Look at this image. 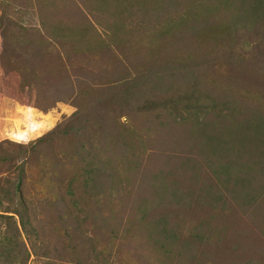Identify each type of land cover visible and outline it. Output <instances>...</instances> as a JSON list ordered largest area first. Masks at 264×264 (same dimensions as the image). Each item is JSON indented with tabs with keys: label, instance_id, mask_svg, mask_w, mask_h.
Returning a JSON list of instances; mask_svg holds the SVG:
<instances>
[{
	"label": "rangeland",
	"instance_id": "374dc122",
	"mask_svg": "<svg viewBox=\"0 0 264 264\" xmlns=\"http://www.w3.org/2000/svg\"><path fill=\"white\" fill-rule=\"evenodd\" d=\"M223 3L230 4L224 8ZM254 9L262 13L264 3L0 0V235H11L13 243L11 253L0 251L4 264H45L42 256L33 254L40 243L48 249L61 246V253L51 252L53 260L48 264H104L107 258L106 264H214L211 253L224 237L221 225L247 229L241 222L249 216L243 209L249 206L251 186L246 191L244 184L230 177L238 170L233 168L226 181L210 173L214 189L228 192L221 194L224 202L217 206L212 201L195 210L187 204L180 211L175 199L157 197L152 202L148 197L152 198L155 186L158 192L160 185L169 186V175L176 170L185 174V166L180 165L186 160L198 158L196 148L187 151L179 140L187 135L189 123L197 125L191 133L199 134L213 120V113L224 111L221 101L235 94L251 96L255 106L264 104V14L252 15ZM199 60L213 62L206 72L208 85H213L206 93L211 99L207 112L182 105L174 108L171 101L148 102L138 95L126 98L124 104L125 99L120 102L115 95L105 105L110 120L114 119L106 128L108 133L111 130L109 138L100 135L96 140L89 130L48 134L75 111L80 93L93 105L96 97L105 104L110 90L106 94L104 89L111 81L149 67L167 74L162 83L171 87L177 80L168 75L169 68L184 64L186 70L189 64L197 68ZM184 93V87L175 86L177 98ZM85 107L89 112L90 105ZM132 107L139 116H133ZM93 109L85 114V122ZM254 118L246 116L244 122H255ZM45 134L53 135L52 142L45 147L39 144V156L29 154V146ZM69 151L104 167L99 169L102 175L93 177V188L85 194L77 191L76 204L83 214L73 210L66 215L72 204L67 199L60 202L57 196L61 193L57 188L71 176L80 177L78 168L84 167L76 158L75 169L64 167L63 155ZM189 178L183 180L186 186L193 184ZM77 185L82 188L80 182ZM251 241L253 247L236 252L240 254L233 264L263 260L256 252L264 249V230L251 234Z\"/></svg>",
	"mask_w": 264,
	"mask_h": 264
},
{
	"label": "trees",
	"instance_id": "16d2710c",
	"mask_svg": "<svg viewBox=\"0 0 264 264\" xmlns=\"http://www.w3.org/2000/svg\"><path fill=\"white\" fill-rule=\"evenodd\" d=\"M261 1L264 3V0ZM229 4L230 3L224 4V8L227 5L229 6ZM251 14H260L258 16H261L264 14V11H262V13H258L254 9ZM252 15H250L249 18L253 19ZM258 19H261V17H258ZM196 29L197 27L195 30ZM200 31H202V29H199L198 32ZM195 65L197 68L191 66V64L187 66V70L189 72L186 70L185 64L176 66L175 68H169L168 75L177 80L176 83L171 87H166L162 83V80L167 76V74H160L157 72L154 73L151 67L145 68L140 72H125L116 80L111 81L109 87L104 89L106 94L108 93V89L110 90V95L107 99H105V104L96 97L95 104L93 105L91 101L89 102L85 98L86 94L83 96V94L80 93L79 101L75 103V111L68 119L62 121L59 125H56L52 131H48V134H78L81 132V130H89L91 137H94L96 140L99 139L100 135L108 137L109 133H111V130L108 133L106 128L109 127V122L112 123L114 119L113 121L110 120L109 113L107 114V112H105L107 109L105 105L108 101L114 100L115 95L118 96L117 98L120 102L125 99L123 102L124 104H126V98L138 95L140 99L144 98V100H148V102L154 99L162 102L171 101L174 108H176L177 105H182L183 108L193 109L195 112L198 110L207 112V105L211 99H209L210 96L206 95V93L210 92L208 86L213 85L211 83L208 85L209 82L207 81L206 72H210L209 69L212 68L213 62H210L209 60H199ZM198 67L201 68L199 70H204V74H197L199 73ZM179 77H181V79H179ZM227 77L228 80H230V76ZM185 79L188 81H185ZM217 79L218 77H215V80L218 81V84H220L221 81ZM192 81H196L194 82L195 84H193ZM184 83H187V85L184 86ZM177 85L185 88V93L179 98L173 94V90ZM119 90L123 91V93H119L121 96L117 95ZM221 90H223L222 87ZM224 94H226L225 89ZM250 97L247 94H235L228 100L225 98L224 101H221L224 111H220L218 115L213 113V120L203 126L200 129L201 132L199 134L196 132L191 133V130H197V125L196 123H189L188 128L186 127L187 135H181L179 140L182 139L184 144L183 147L187 148V151L188 149L196 148L198 150V158L195 159L190 156V160H186V163L180 165L185 166V174L184 172L176 170L174 174L169 175V186L163 187L160 185L159 192L157 191L158 186H155V188H153L155 191L152 193V198L148 197V199L152 202H157L155 201L157 197H165L166 201L175 199L174 204H179L180 211L183 209V205L187 204H189V206L190 204H193L195 210L206 207L212 201H215L214 203L217 206L219 203L223 204L222 202H224L221 201V194L223 195L224 193V195H226L228 192L222 191L219 187L218 189H214L210 182V173L218 174L217 176L221 180L226 181L228 174L232 173L233 168L238 170L235 172V175L232 174L230 177L234 176V180L237 179L239 185L244 184L246 191L247 187L251 186L247 192V195L250 198V200H248L249 206H246V208L243 209V212H248L249 216L243 219L244 223L241 222V224H246L245 226L247 229L244 230V227L242 226L231 228L230 226H226V224H224V226L221 225L222 230L219 232L224 235V237L219 239L221 243L216 246L214 253H211L212 263L214 264H233V261L236 260V254H240L236 252L247 250L246 248L253 247L254 244L251 241V234L264 230V104L255 106L252 104V97ZM87 103L90 105L89 112L85 107ZM91 108H94V112L91 114V117L88 118L89 121L85 122V114L90 113ZM121 112L122 111H120V113ZM132 114L134 117L139 116L138 109L132 107ZM127 115L128 114L125 112L124 116ZM246 116L248 118L256 116L257 118L252 119L255 120V122H244ZM141 117H143V115ZM48 134L42 135L39 137L37 142H34V144L29 146V154L36 153L37 156L40 155V151L38 150L39 144L42 147H45V145L47 146V144L52 142L53 135L48 138L46 137ZM194 140H196L195 142L197 143H192ZM166 143L168 145L172 142ZM173 143L176 145V142ZM193 144H195L196 147L193 146ZM76 154V151L64 152V167L71 165V167L75 169L73 161L75 160L74 158H76ZM76 159H80L82 161H80V166L82 163L83 167L84 163L83 168H78L80 171V177L71 176L67 182L65 181L62 183L65 185H61V187L59 186V188H57L58 192L61 190V193L57 194L59 200L61 199L60 202L63 199H67L72 204V210L67 211V213H65L66 215H71L73 210L83 214L82 208H78L76 204V202L79 200L76 197L77 191L80 190L79 193L85 194L89 188H93L91 185L93 177L102 175V172L99 169L104 168L103 166L96 167L94 163L91 162L87 157H85V162L83 158ZM46 162V160L42 159V163L46 164ZM44 164H42V166H45ZM125 165H128L127 158L125 160ZM20 166H23V164ZM125 168L129 167L126 166ZM109 173L111 176H115L114 173ZM126 175H128V171L125 176ZM186 177H190L188 180H193V184L186 186L187 181H183ZM77 180L78 183L80 182L82 185V188L77 185ZM205 185L207 186L204 187ZM63 186L64 189L62 188ZM14 190L15 193L19 192L20 188L15 187ZM230 190V194H232V197L234 198L235 192L231 187ZM160 192L165 193L163 194ZM204 193L205 197H201V195ZM63 216L64 215H62V217ZM21 222L23 223L22 220ZM226 233L228 236L225 235ZM2 241H5L6 244L4 245V243H1ZM34 243L37 242L35 241ZM34 243H32V246H36ZM11 244L13 246L12 236L3 232V234L0 235V251H6L8 254L11 253L13 249ZM23 247L26 249L25 245H23ZM37 247L38 248L33 249L35 250L33 251V254H35L36 257L42 256L44 260H46L45 264H48L50 260H53L51 259L53 256L51 252L56 250L58 253H61V246L59 248L53 246V248L48 249L44 247V243H40V245L38 244ZM255 249L261 248L255 247ZM256 253L263 256V260L259 264L262 262L264 263V249L261 252L258 251ZM228 255L230 257L226 260L225 257ZM98 258L99 254L96 255V259ZM252 259L253 258L247 259L245 264H258ZM73 261L79 262V260H77L75 257ZM5 262V258H0V264H4ZM107 262L108 258L105 260L104 264Z\"/></svg>",
	"mask_w": 264,
	"mask_h": 264
},
{
	"label": "crops",
	"instance_id": "0c3cea01",
	"mask_svg": "<svg viewBox=\"0 0 264 264\" xmlns=\"http://www.w3.org/2000/svg\"><path fill=\"white\" fill-rule=\"evenodd\" d=\"M7 126H8V124H7ZM32 126H33V125H32ZM1 128H2V126L0 127V131H1ZM10 130H13V133L16 132V130H15V129H12L11 127H10Z\"/></svg>",
	"mask_w": 264,
	"mask_h": 264
}]
</instances>
